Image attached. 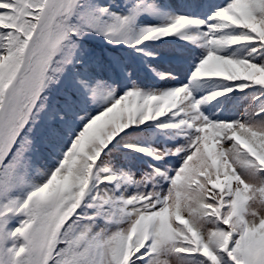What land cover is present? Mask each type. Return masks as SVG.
<instances>
[{"label":"snow or ice","instance_id":"6c2138e0","mask_svg":"<svg viewBox=\"0 0 264 264\" xmlns=\"http://www.w3.org/2000/svg\"><path fill=\"white\" fill-rule=\"evenodd\" d=\"M0 264H264V0H0Z\"/></svg>","mask_w":264,"mask_h":264}]
</instances>
